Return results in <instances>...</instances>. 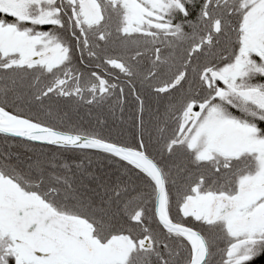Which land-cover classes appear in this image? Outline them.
<instances>
[{"label": "snow or ice", "instance_id": "snow-or-ice-1", "mask_svg": "<svg viewBox=\"0 0 264 264\" xmlns=\"http://www.w3.org/2000/svg\"><path fill=\"white\" fill-rule=\"evenodd\" d=\"M264 257V0H0V264Z\"/></svg>", "mask_w": 264, "mask_h": 264}, {"label": "trees", "instance_id": "trees-1", "mask_svg": "<svg viewBox=\"0 0 264 264\" xmlns=\"http://www.w3.org/2000/svg\"><path fill=\"white\" fill-rule=\"evenodd\" d=\"M255 264H264V257L257 258L256 261H255Z\"/></svg>", "mask_w": 264, "mask_h": 264}]
</instances>
